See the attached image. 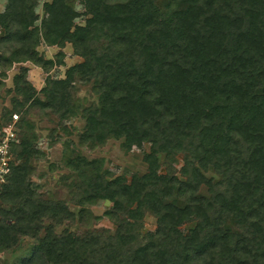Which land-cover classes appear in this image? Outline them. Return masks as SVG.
Wrapping results in <instances>:
<instances>
[{
	"label": "trees",
	"instance_id": "16d2710c",
	"mask_svg": "<svg viewBox=\"0 0 264 264\" xmlns=\"http://www.w3.org/2000/svg\"><path fill=\"white\" fill-rule=\"evenodd\" d=\"M36 5L5 0L0 67L28 61L46 71L61 64L60 51L54 60L42 58L35 49L40 41L58 48L69 43L81 61L64 79H46L43 100L20 65L14 110L29 103L61 120L80 117L78 140L89 147L121 139L124 150L142 144L148 150L144 172L126 181L102 176L101 159L71 149L66 165L80 187L72 202L85 212L84 206L108 200L103 215L115 229L56 234L53 224L73 217L60 202L33 199L24 183L27 158L36 151L33 132L29 126L24 137L17 131L9 148L15 163L0 189L9 206L0 208V251L43 228L24 264L34 258L39 264H264V0H47L38 24ZM80 15H87L84 23H74ZM74 81L90 82L95 101L74 98ZM178 154L185 156L175 175ZM209 165L219 180L199 170ZM201 184L207 197L197 194ZM143 209L154 216L155 229L142 236ZM46 216L51 222L44 227ZM185 221L194 224L183 233Z\"/></svg>",
	"mask_w": 264,
	"mask_h": 264
},
{
	"label": "rangeland",
	"instance_id": "374dc122",
	"mask_svg": "<svg viewBox=\"0 0 264 264\" xmlns=\"http://www.w3.org/2000/svg\"><path fill=\"white\" fill-rule=\"evenodd\" d=\"M47 0H37L35 6V14L38 24L39 19L43 15L42 2ZM159 0H156L158 3ZM5 0H0V11L3 10ZM73 7L77 12L83 11V6L78 2H73ZM87 15L76 17L73 22L83 24ZM36 51L43 59H53L54 54L58 51L62 52L61 64L53 63L44 71L40 67L26 61L24 63L13 62L9 68L0 67V124L7 122L10 112L17 115V120L22 119L18 133L24 137L28 134L27 127L33 132V144L35 152L27 158L25 165V181L26 188L35 194L33 199L45 202L56 201L67 207L72 215V220L63 219L58 224H53L54 233L58 234L63 230L81 234L88 230H107L113 233L115 225L103 215V212L109 208L111 203L108 200H100L94 204L84 206L82 208L72 202L73 191L78 192L80 187H74L77 181L76 173L69 169L66 165V157L72 155L70 150L78 151L87 160L101 159L99 174L107 178L119 176L126 181L132 173L140 174L144 172L145 165L142 161L143 153L148 150L147 144H142L140 148L135 146L128 150H124L120 146L121 139H107L102 145L89 147L88 144L80 143L78 138L83 128V121L80 117H72L68 119H59L58 116L46 108H40L36 105L25 103L18 111L14 110L12 99H19L14 94L13 77L18 72V67L24 65L27 68L25 78L33 86L35 96L39 100H43L40 89L45 85L46 79H64L65 70L74 63L80 62L81 58L72 52L69 43H65L63 47L49 46L42 41L36 46ZM3 74V75H1ZM73 96L82 104H89L95 101V95L91 90V83H83L74 81ZM24 121H28L25 125ZM65 127V130L63 129ZM68 143V144H67ZM67 144V145H66ZM185 155H175V161L172 162V173L178 175V170L183 164ZM23 158L18 159V163ZM159 161H162L160 157ZM205 178H209L212 182L220 179V175L215 173L210 165L208 169H199ZM160 173L165 172V165L162 163L158 167ZM197 194L207 197L209 192L204 184L198 186ZM182 203V202H181ZM0 208L9 209L0 201ZM227 220L226 222H228ZM50 217L42 218L41 225L50 224ZM53 223V222H52ZM194 221H185L179 225L183 233L190 229ZM229 224V222H228ZM232 230L238 232L234 225H230ZM140 235L155 229L154 216L143 209L141 213V221L139 227ZM44 229H40L35 237L23 236L19 237L17 247L13 250L0 251V264H24L29 259V255L34 247L38 244V238L42 237ZM35 264L40 263V259L34 258ZM50 264V263H45Z\"/></svg>",
	"mask_w": 264,
	"mask_h": 264
},
{
	"label": "built area",
	"instance_id": "2783aa9c",
	"mask_svg": "<svg viewBox=\"0 0 264 264\" xmlns=\"http://www.w3.org/2000/svg\"><path fill=\"white\" fill-rule=\"evenodd\" d=\"M17 115L11 114L10 120L0 128V189L6 183L11 166L15 163L9 151L10 143L18 140L15 122Z\"/></svg>",
	"mask_w": 264,
	"mask_h": 264
}]
</instances>
